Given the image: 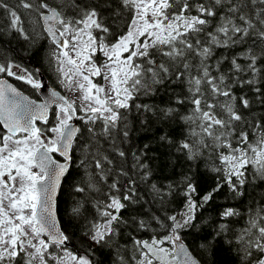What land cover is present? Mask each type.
Returning <instances> with one entry per match:
<instances>
[{"label": "snow or ice", "instance_id": "obj_1", "mask_svg": "<svg viewBox=\"0 0 264 264\" xmlns=\"http://www.w3.org/2000/svg\"><path fill=\"white\" fill-rule=\"evenodd\" d=\"M0 14V45L12 43L4 34L20 47L46 39L60 83L76 94L49 89L37 103L5 78L40 90L35 73L0 51V264H105L113 255L112 264H205L203 253L232 237L240 264H264V196H252L240 233L230 227L235 206L218 207L211 231L198 216L225 188L238 200L264 184V114L255 116L264 109V0H0ZM161 90L160 104L136 102ZM137 126L185 170L154 182L153 149L136 146ZM74 146L90 177L74 191L92 203L58 222ZM177 194L183 211L166 214ZM125 233L130 248L119 242Z\"/></svg>", "mask_w": 264, "mask_h": 264}, {"label": "trees", "instance_id": "obj_2", "mask_svg": "<svg viewBox=\"0 0 264 264\" xmlns=\"http://www.w3.org/2000/svg\"><path fill=\"white\" fill-rule=\"evenodd\" d=\"M9 4H15L16 0H7ZM4 17L0 14V23H3ZM26 26H31V21H28ZM3 40L5 42L12 41L11 44H3L0 45V51L6 52V54L10 58H16L17 63H21L28 67L31 71L36 74V68H40L43 73L46 74L48 80L56 87L60 88L57 83V64L55 60L51 58L52 48L50 42L46 39L39 40L35 46H29L27 44L24 47H20V44L13 39L12 35L4 34ZM24 43V42H21ZM12 49L13 51H8V49ZM102 59V57H100ZM14 83H16L21 89L32 96H36L35 90L28 85H24L19 81H15L14 79L10 78ZM98 81L101 82L102 78L96 77ZM61 89V88H60ZM165 93L161 90L156 96L154 97H145L140 96L139 99L136 101L139 102H146V103H155L160 104V97H164ZM261 114H264V109H261L257 106V111L255 112V116L259 117ZM133 116L136 115L135 111L132 113ZM82 125L81 121H78V127ZM137 131L133 133V135L137 138L136 146L140 147L144 143L150 144L153 151L149 152L148 155L153 157L152 165L156 169L154 182L157 183H167V181H163L159 179L160 177H169L171 178L173 175V166H175L176 172H181L185 170L188 162H186L183 158L180 160L176 159V155H166L169 152L167 147H161L155 139H152L154 136L153 132H145L139 130L137 126ZM80 137V143L84 142L85 137ZM140 137H144V139H140ZM75 147V151L73 153L74 161L71 168V175H66L61 183L58 198H57V208H58V215L60 222H68L70 218V212L72 207H74L77 203H84L86 198H88V203L85 204L86 207H91L92 200L89 198V194L84 193H76L74 188L76 185L81 184L82 182L86 185L88 180L90 179L89 175H86L85 169L80 167L79 160L83 158L84 152L81 150L80 147ZM127 167H131V158H129V162L126 165ZM201 171H205L204 166L201 165ZM91 173V169L88 170ZM209 175H211L209 173ZM91 179L95 180V176H91ZM256 187H249L247 191V195L244 198L233 200L231 199V195L227 192V188L224 189L223 193L217 196L214 203L206 206L205 209H201L198 213V216L201 217L200 219V228L206 229L211 231L215 225H213V220H218L216 215V211L219 206L221 205H231L238 208L241 215L238 217L230 218L233 222L230 225L233 232L240 233L243 228L246 226L247 223V216H248V209L253 204L252 196L255 197V202L258 204L261 197L264 196V184L257 181ZM98 187L101 190H106V186L103 182L98 183ZM140 188L143 190L145 186L143 184L140 185ZM146 196L148 195L147 192L144 193ZM157 208L160 206L157 204ZM183 197L179 194L174 195V197L169 198V202L164 205V212L166 214H177L178 212L183 210ZM91 218V217H89ZM69 231L72 232L73 235V244L76 248H81L82 245L80 244V236H81V228L79 223L74 222L72 225L69 226ZM152 235L151 232L148 233H139L138 238L141 239H149ZM229 237L226 236L225 240ZM233 244L230 246L227 243H224L217 247L216 254L213 256L210 253H203V260L205 264H240L238 255L235 251V238L232 237ZM187 240L189 242L192 241V237L188 236ZM127 241V233H125L124 237L119 241L123 248H130V243H126ZM106 252L108 250H105ZM113 257L109 258L105 264H112Z\"/></svg>", "mask_w": 264, "mask_h": 264}, {"label": "water", "instance_id": "obj_3", "mask_svg": "<svg viewBox=\"0 0 264 264\" xmlns=\"http://www.w3.org/2000/svg\"><path fill=\"white\" fill-rule=\"evenodd\" d=\"M36 72H37V76H38V80L42 83V88L40 90H37L38 94L40 95L41 98H35L31 95H29L28 93H26L24 90H22L19 86H17L10 78H7L5 77L6 79H8V82L11 83L14 87H17L18 90L22 91L25 95H28L31 99H34L37 101V103H41L43 102L47 96H48V91L49 89H54L56 90L57 92H59L61 95L65 96L66 98H68L64 93H62L58 88H56L54 85H52L46 74L43 73V71L40 69V68H36ZM69 99V98H68ZM72 123L76 126H78V120H73ZM55 159L57 160H60L62 162V159H58L54 156ZM64 177L61 178V183H62V180H63ZM61 186V185H60ZM60 189V188H59ZM59 189H58V192H57V198H58V193H59ZM56 198V199H57ZM57 220L58 222H60V219H59V215H58V212H57Z\"/></svg>", "mask_w": 264, "mask_h": 264}, {"label": "rangeland", "instance_id": "obj_4", "mask_svg": "<svg viewBox=\"0 0 264 264\" xmlns=\"http://www.w3.org/2000/svg\"><path fill=\"white\" fill-rule=\"evenodd\" d=\"M69 67H71V66H66V67H65V71H67ZM35 78L37 79V77H35ZM61 78H62V77H61V74L58 72V73H57V83H58L59 87L65 92V94H66L70 99H75V98H76V94H75L73 91H71L68 87H65L64 85H62V84L60 83V79H61ZM94 82H95V83H98V84H100V85H103V84L105 83V81H104L103 79H101V82H100V81H98V79H95V78H94ZM182 211H183V210H182ZM182 211L178 212L176 215H178V214L181 213Z\"/></svg>", "mask_w": 264, "mask_h": 264}, {"label": "flooded vegetation", "instance_id": "obj_5", "mask_svg": "<svg viewBox=\"0 0 264 264\" xmlns=\"http://www.w3.org/2000/svg\"><path fill=\"white\" fill-rule=\"evenodd\" d=\"M35 90V93H36V96H34V97H36V98H41L40 97V95L38 94V92H37V90L36 89H34ZM41 127H43V125H41ZM57 158H59V159H62L61 157H59V156H56Z\"/></svg>", "mask_w": 264, "mask_h": 264}]
</instances>
